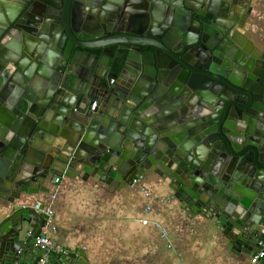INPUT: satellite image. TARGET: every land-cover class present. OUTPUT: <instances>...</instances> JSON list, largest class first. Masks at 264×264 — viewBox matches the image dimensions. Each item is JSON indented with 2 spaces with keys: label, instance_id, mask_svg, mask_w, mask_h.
<instances>
[{
  "label": "water",
  "instance_id": "1",
  "mask_svg": "<svg viewBox=\"0 0 264 264\" xmlns=\"http://www.w3.org/2000/svg\"><path fill=\"white\" fill-rule=\"evenodd\" d=\"M257 1L0 0V264L40 263L48 217L22 204L57 174L155 177L233 252L261 251L264 40L239 31Z\"/></svg>",
  "mask_w": 264,
  "mask_h": 264
},
{
  "label": "crops",
  "instance_id": "2",
  "mask_svg": "<svg viewBox=\"0 0 264 264\" xmlns=\"http://www.w3.org/2000/svg\"><path fill=\"white\" fill-rule=\"evenodd\" d=\"M253 15L239 31L250 41L264 40V0L256 2ZM48 188L49 194L22 205L52 208L47 237L61 250L83 249L94 264H251V257L229 248L213 221L191 213L155 177L107 184L57 174Z\"/></svg>",
  "mask_w": 264,
  "mask_h": 264
},
{
  "label": "built area",
  "instance_id": "3",
  "mask_svg": "<svg viewBox=\"0 0 264 264\" xmlns=\"http://www.w3.org/2000/svg\"><path fill=\"white\" fill-rule=\"evenodd\" d=\"M98 107H99L98 101H93L90 105V111L95 112L98 109ZM60 181H61L60 178H57L55 180L57 184L60 183ZM146 196H148L147 193H146ZM52 200L55 201L56 196H53ZM34 209L37 211V213L41 215H46L48 217V223L52 222L53 219L55 218V211L52 208L44 207L41 203L35 205ZM147 210L150 211V208H148ZM147 224H148V221H143V225H147ZM155 226L156 228L161 229L163 231L164 237L167 236L166 231L159 224H156ZM53 230L55 231V228ZM262 236L264 237V231L262 232ZM36 246L41 251L45 252L39 264H53L52 259L50 258L49 254L51 252L58 253V254L62 252L60 247H58L52 240H50L47 237V226L42 229V235L41 237L37 239ZM260 246H261V251L251 259V264H258V262L261 259H264V239L260 243Z\"/></svg>",
  "mask_w": 264,
  "mask_h": 264
},
{
  "label": "flooded vegetation",
  "instance_id": "4",
  "mask_svg": "<svg viewBox=\"0 0 264 264\" xmlns=\"http://www.w3.org/2000/svg\"><path fill=\"white\" fill-rule=\"evenodd\" d=\"M196 1V0H195ZM252 19V18H251ZM247 25V24H246ZM99 103V102H98Z\"/></svg>",
  "mask_w": 264,
  "mask_h": 264
}]
</instances>
